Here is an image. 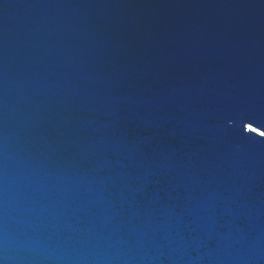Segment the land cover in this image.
I'll return each mask as SVG.
<instances>
[{"label": "water", "instance_id": "1", "mask_svg": "<svg viewBox=\"0 0 264 264\" xmlns=\"http://www.w3.org/2000/svg\"><path fill=\"white\" fill-rule=\"evenodd\" d=\"M0 264H264V0H0Z\"/></svg>", "mask_w": 264, "mask_h": 264}]
</instances>
